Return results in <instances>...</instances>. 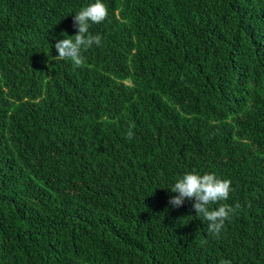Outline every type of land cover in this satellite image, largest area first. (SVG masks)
I'll use <instances>...</instances> for the list:
<instances>
[{"label":"trees","instance_id":"obj_1","mask_svg":"<svg viewBox=\"0 0 264 264\" xmlns=\"http://www.w3.org/2000/svg\"><path fill=\"white\" fill-rule=\"evenodd\" d=\"M94 2L0 0V264H264V0H103L57 59ZM193 170L218 238L169 204Z\"/></svg>","mask_w":264,"mask_h":264},{"label":"clouds","instance_id":"obj_2","mask_svg":"<svg viewBox=\"0 0 264 264\" xmlns=\"http://www.w3.org/2000/svg\"><path fill=\"white\" fill-rule=\"evenodd\" d=\"M108 12L103 0L83 7L73 17V27L77 32L73 36L57 40L55 48L58 52L57 59L70 60L74 66L83 65L81 50L99 45V35H89L90 23L99 24L107 18ZM132 133L129 130V137ZM231 181L218 178L214 173H204L193 170L183 174L171 187L170 191L176 193L170 196L169 204L173 208L182 206L186 200H193L192 207L197 216L207 223V234L219 237L225 221L229 218L234 208L221 203L229 198ZM212 205H218L213 208ZM237 205L236 207H238ZM201 244L206 241H201ZM223 264V262H221Z\"/></svg>","mask_w":264,"mask_h":264}]
</instances>
